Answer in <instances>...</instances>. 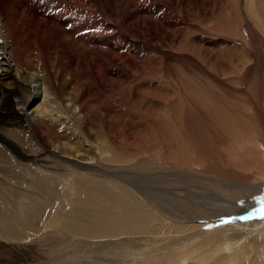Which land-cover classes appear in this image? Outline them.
Wrapping results in <instances>:
<instances>
[{
	"label": "bare ground",
	"instance_id": "obj_1",
	"mask_svg": "<svg viewBox=\"0 0 264 264\" xmlns=\"http://www.w3.org/2000/svg\"><path fill=\"white\" fill-rule=\"evenodd\" d=\"M232 2L236 4L240 15L244 14L239 16L240 23H249L248 19L251 18L264 31V0H0V184L9 187L27 184L31 187L29 194L17 192V196L22 199L17 209L10 204L7 191L0 189L1 236L22 241L37 234L41 231L42 219L49 206L65 197L71 199L68 203L71 207L69 212H64L59 201L61 208L55 214L58 224L54 225L53 221L49 223L48 229H58L73 237L82 236L86 239L122 236L126 233L139 236L153 233V239L165 236L162 238L166 241L172 235V229L185 234L191 229L205 226L208 223L206 219L218 215L223 216L222 224L220 222L211 226V231L218 230L226 248L231 244L234 246L232 253L236 262L258 263L250 255L264 246V228L260 229L264 218H261L259 208L255 210L257 214L253 218L233 220L244 216L242 211L251 210L253 206L256 208V202H259L257 197L264 193V153L258 139L252 148V169L255 170L252 178L237 174L232 177L218 174V177L215 175L211 178L206 169L197 170L182 162L167 163V154V158L158 154L153 156V194L162 208L160 211L167 218L164 221L159 216H153V224L148 229L141 228L143 217L146 218L149 213L136 205L137 194L128 188L122 192L121 187L110 182L104 173L94 172L99 176V180L94 182L93 177L88 176L89 173L84 175L79 172L78 176L70 171L69 166V172L61 173L41 169L31 163L21 164L19 161V157L23 156L20 144L28 147L38 144L49 152L69 155L70 160L84 162L87 166L97 162L106 169H117L124 160L123 155L127 157L130 153L135 154L133 149L123 151L126 146L122 139L127 134L134 139V142H130L132 146L139 145L147 149L152 136H165V124L170 123L181 129L185 115L178 99L172 98L175 94L171 98L168 96L167 103L154 101L155 106L150 105L146 111L140 105L138 108L141 114L144 112L145 120L140 121L144 122L142 127L134 129L133 133L130 131L131 134L123 128V107L109 106L112 122L107 119L95 122L91 117L97 93L91 90L93 72L100 79L103 69H108L110 74L107 81L111 88L103 90L96 97L107 106L109 100L105 96L106 92L113 97L114 103L122 106L129 83L124 84V75L117 69V59L122 60L124 54L132 49L141 52V48L147 47L146 39H152L153 52L157 55L182 52L194 66L198 63L197 57L192 54L188 57L186 52L196 54L199 49L196 41L199 38L191 34L199 30L204 32V25L225 26L224 17L220 16L225 10H231ZM227 22L235 23L231 18ZM203 50H199L198 56L203 55ZM106 59L116 68H104ZM107 81L101 84H108ZM132 97L131 105L140 104L141 98L137 93H133ZM11 102H15L20 109H15L10 105ZM7 117L11 121L6 122ZM17 126L21 129H17ZM94 129L95 134L92 133ZM178 154L183 156L182 152ZM149 165L148 162H139L136 167L145 169ZM103 166L98 165L106 171ZM166 174L169 179H164ZM87 181L91 184L88 185ZM93 182L96 188L92 187ZM192 184L191 190L182 192L190 193L193 197L189 199L185 196L188 200L177 205L170 200L169 188L176 193V186L190 187ZM83 186L91 189L88 191ZM205 193L208 198L202 203L194 199ZM95 197L105 201L103 213L98 212ZM116 212L123 213L121 221L115 215ZM175 212L186 214L176 219L172 215ZM188 212L201 223L185 224ZM124 214L132 217L127 220ZM169 218L175 221V226H168ZM191 219L196 222L195 218ZM201 219L206 220L204 224ZM247 231L252 232L250 236L244 233ZM243 234L249 239L239 243ZM213 242L215 237L206 239L197 248H190V251L202 254L209 250ZM125 244L126 240L116 241L111 247L109 243L92 244L82 251V255L64 256L53 264L83 262L88 257V249L90 253L91 248L95 247L105 251L104 256L107 258H124L127 261L141 255L126 250ZM142 251L144 254L145 249ZM157 256L154 255L153 260ZM207 257L212 259L209 254ZM166 264H174V261L171 259Z\"/></svg>",
	"mask_w": 264,
	"mask_h": 264
},
{
	"label": "rangeland",
	"instance_id": "obj_2",
	"mask_svg": "<svg viewBox=\"0 0 264 264\" xmlns=\"http://www.w3.org/2000/svg\"><path fill=\"white\" fill-rule=\"evenodd\" d=\"M232 4L231 10H225L220 16V18L224 17L225 26H219L214 23V25H204V32L199 30L196 34H191L195 38H199L196 41L199 49L196 54L186 53L188 57L192 55L197 57L198 65L195 64L196 66H193V63L182 52L157 55L156 52H153L152 39L151 41L149 39L147 41L146 39L145 45L147 47L141 48V52L132 49L131 52L124 54L122 60L117 59L119 62L117 69L124 75V84L128 85L129 83L125 98L123 96V105L120 107L119 103H114L113 97L106 94V92L105 96L109 100L107 106L106 103L101 102L96 97L100 92L107 91L109 87L111 88V84L107 81V77L110 76L108 69H103V73L100 74L101 79L96 72H93L91 90L97 93L95 101L92 104L91 117L95 119V122L103 119L112 122L109 114L110 111L108 110L109 106H115V108L120 109L123 107V128L129 131L128 133L130 131L133 133L134 129L139 126L140 128L142 127L144 122L140 121L145 120L144 112V115L141 114L138 108L140 105H143L146 111V108H149L150 105L155 106L154 101H164V103H167L168 96L171 98L170 96L175 94L172 98L178 99L185 115V120L183 119L184 126L180 127L182 131L178 129L179 126L175 125L173 127L170 123L165 124L167 132L165 136L162 138L156 137V134L152 136L150 147L147 149L139 145L132 146L131 143L134 142V139L127 134L122 139L124 146H126L123 151L126 152V150L133 149L135 154L132 155L130 153L125 157L124 153L121 152L124 160L117 169H106L97 162L87 166L84 162L70 160L69 155L56 154L53 151L49 152L38 144L36 147L18 144L23 155L19 157L20 163H31L41 169L45 168L49 171L54 170L61 173L69 172L67 169L69 166L70 171L76 173V175L78 174V176L81 172L84 175H88L89 173L88 176L93 177L94 182L99 180V176L95 175L94 172L104 173V176L110 182L121 187L122 192L128 188L137 194L138 200L136 199V205L138 208L143 209L144 212L149 213V215H146V218L143 217L142 221L141 228L146 229L153 224V216H159V219L164 221L165 217L167 218L160 211L162 208L157 204V197L153 194V156L164 155V158L168 156V158L166 157L169 159L167 163L182 162L193 168L195 167L197 170H201V168L203 170L206 169L210 172L207 175L211 176V178H214L215 175L218 177V174H228L231 177L236 174L242 177H254L252 148L257 139L259 147H261L260 149L264 153V31L259 29L251 18L248 19L249 23H240L239 16L242 17L244 14L241 13V16L240 12L237 11L236 4L233 2ZM228 18L233 19L235 23L229 24L227 22ZM251 31L252 33H248ZM127 48L129 47H125L124 49ZM201 49H204L203 55L198 56V52ZM204 51H206L207 55L204 54ZM212 59H215L214 64ZM231 61L232 63H230ZM109 62L110 60H107L103 67L116 68L110 65ZM105 81L108 84H101V82ZM20 92L21 94L23 93L22 90ZM133 93H137L141 98L140 104H134L135 106L131 105ZM125 99L127 105H125ZM10 105L15 109H20L15 102H11ZM7 121L9 122L11 119L7 117ZM16 128L21 129L18 126ZM92 133L95 134L96 130L94 129ZM153 138L155 139L153 140ZM93 141H95L94 138ZM178 152H182L183 156L182 154L179 155ZM139 162H148L151 165H149V168L139 169L136 167V164ZM98 165L99 167L103 166L106 171L100 169ZM155 166L157 168V165ZM166 175L164 179H169L168 174ZM94 182L92 187L96 188ZM87 183L88 185L91 184L89 181ZM192 186L193 184L190 187L176 186L178 188L176 193H174L175 191L172 188H169L170 200L177 205L179 202L188 200L185 199L186 197L190 199L193 195L182 191L191 190ZM83 187L88 189V191L91 189L89 186ZM0 189L7 191L10 204L17 209L19 202H22V199L17 196V192L23 191L24 193H28L31 187L27 186V184L19 185V187L2 186L0 184ZM201 191L200 189L199 192ZM254 197L255 201H257L256 196ZM207 198L208 194L205 193L203 196L194 199L202 203ZM257 198L259 202H256V208L253 206L251 210L242 211L244 216L250 218L252 216L253 218L257 214L255 210L257 208L260 210L264 207V193L259 194ZM59 201L52 206L48 205L49 208L42 219L43 225L40 228L41 231L37 234L29 236L26 240L22 241H13L11 238L7 239L0 235V264H53L57 259H62L64 256L82 255V251L92 244L100 242L101 244L109 243L111 247L116 241L125 240L127 243L124 245L125 249L132 250L133 254H141L139 257L127 261L124 258H107L104 256L105 251H99V247H95L91 248L90 253L88 249V257L78 264H153V262L166 264L171 259L174 261V264H238L232 253L234 246L231 244L229 248H226L224 238L219 234L218 230L211 231V226L218 225L223 216L219 217L217 215L218 217L206 219L208 223L205 226L191 229L185 232V234L172 229V235L166 241L162 238L165 236L153 239V233L140 236L139 234L126 233L122 236L115 235L106 238L86 239L82 236L73 237L58 229H48L49 223L52 224L54 221V225L58 224L55 215L58 213V208L63 206L64 212H69V208H71L68 204L71 202V199H65L64 197L60 201L62 202L61 206ZM95 203L98 207V212L103 213L105 201L102 198L95 197ZM122 214L120 212L115 213L120 221ZM184 214L186 212L183 214L175 212L172 215L176 219H181ZM259 214L261 215V213ZM123 216H126L127 220L132 217L127 214ZM188 216L185 219V224L195 225L201 223L198 222L195 215L188 212ZM191 218H195L196 222ZM206 220L203 221L201 219L203 224ZM233 220H240V218ZM167 222L169 223V227L175 226L173 219L169 218ZM261 228H264V222L261 223ZM244 233L250 236L252 232L247 231ZM243 235L244 237L238 240L239 243H243L249 239L247 238L249 236ZM213 237H215V242L211 244L208 251L202 254H195L190 251V248H197L206 239ZM142 249H145L144 254ZM153 251H156V253L153 254ZM100 253L102 256H100ZM156 254L158 256L153 260V256ZM207 254L211 255L212 259H207ZM250 256L258 262L257 264H264V246L253 252ZM199 260H201L200 263H198ZM219 260H221L220 263H218Z\"/></svg>",
	"mask_w": 264,
	"mask_h": 264
},
{
	"label": "snow or ice",
	"instance_id": "obj_3",
	"mask_svg": "<svg viewBox=\"0 0 264 264\" xmlns=\"http://www.w3.org/2000/svg\"><path fill=\"white\" fill-rule=\"evenodd\" d=\"M261 218H264V207L260 209ZM248 216H241L240 219H248Z\"/></svg>",
	"mask_w": 264,
	"mask_h": 264
}]
</instances>
